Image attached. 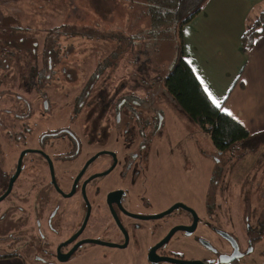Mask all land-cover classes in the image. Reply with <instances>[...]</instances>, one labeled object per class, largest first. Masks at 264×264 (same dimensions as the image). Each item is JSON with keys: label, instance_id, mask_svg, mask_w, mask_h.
<instances>
[{"label": "flooded vegetation", "instance_id": "af4514ba", "mask_svg": "<svg viewBox=\"0 0 264 264\" xmlns=\"http://www.w3.org/2000/svg\"><path fill=\"white\" fill-rule=\"evenodd\" d=\"M46 33L37 52V34L7 39L0 31V247L8 248L0 249V258L22 264H264V193L254 194V207L242 197L244 189L237 196L225 190L234 159L216 156L221 168L211 174L214 189L208 170V190L198 205L191 200L198 184L193 171L184 199L170 201V191L164 201L172 185L169 168L179 173L175 160L163 159L164 142L173 138L165 112L174 108L173 98L161 87L149 94L146 85L148 94L134 95L132 81L111 87L103 81L91 86L92 95L85 87L70 97L73 91L65 89L73 69L62 62L69 48L57 55L53 32ZM52 80L60 83L55 98L46 90ZM13 82L28 93L8 90ZM257 157L247 175L264 164Z\"/></svg>", "mask_w": 264, "mask_h": 264}, {"label": "rangeland", "instance_id": "374dc122", "mask_svg": "<svg viewBox=\"0 0 264 264\" xmlns=\"http://www.w3.org/2000/svg\"><path fill=\"white\" fill-rule=\"evenodd\" d=\"M208 3L209 0L205 6ZM144 9L146 10V6L142 0H0V31L8 36L7 39H20L19 35L24 37L37 34V52L42 51L47 37L46 32H53L49 37L50 46L55 45L57 55H65L64 51L69 48L62 62L73 69L72 80L67 81L65 89L73 91L70 97L79 95L85 87L91 91V86L94 84L98 86L103 81L112 82L110 87L119 84V81H132L135 87L134 95H146L147 90L142 85H149L142 81L154 79L156 84L162 83L174 58L178 38L173 37V28L159 26L158 23L152 24L151 21L149 23V15ZM14 31H23L27 34L10 36ZM210 49L211 43L209 51ZM242 62L240 57L237 68ZM41 63L44 64V55ZM52 81V86L46 90L55 98L59 96V93L55 92L56 86L60 83L58 80ZM159 85L152 87L154 93ZM8 90L28 93L23 84L16 85L14 82ZM174 108L172 109L170 105L165 108L169 116L167 126L172 129L170 134L173 138H168L164 142L163 159L164 162L172 160L173 163L175 160L177 166L175 171L179 173L173 176V169L169 168L172 177L171 181H168L172 185L165 190L167 193L162 197L164 201H168L170 198L168 193L172 191L170 201L175 198L184 199L186 192L184 182L193 171L198 184L197 193L191 200L198 205L205 196L203 193L207 182L203 177L208 178L207 165L209 190L214 189H210V177L214 168L219 166L216 164L217 154L210 136L197 131L187 115L179 114L177 108ZM158 140L155 139L154 144L159 145ZM173 143L177 145L173 146ZM258 151L264 152V148L261 147ZM236 154L241 156L243 152L238 151ZM245 154L242 158H235L234 163L237 164L228 176L232 185L225 190H230L237 196L244 189L242 197L249 196L255 207L258 202L254 194L264 193V164L257 165L247 175L257 156ZM224 159H230V154ZM259 159L260 157H257V160ZM244 178L251 183L244 185ZM227 200L231 204L238 201L234 198ZM263 203L264 199L260 204ZM233 215L238 219L236 213ZM3 249L8 250L7 247Z\"/></svg>", "mask_w": 264, "mask_h": 264}, {"label": "crops", "instance_id": "0c3cea01", "mask_svg": "<svg viewBox=\"0 0 264 264\" xmlns=\"http://www.w3.org/2000/svg\"><path fill=\"white\" fill-rule=\"evenodd\" d=\"M263 12L264 0H209L203 12L183 26L179 37L184 59L198 81L202 79L222 111L231 113L250 133L264 130V33L248 35ZM251 38V47L246 49ZM240 57L243 62L237 68ZM142 82L149 85V94L159 85L154 79ZM159 87L171 100L163 81ZM174 105L179 114H185ZM0 264L22 263L7 257L0 258Z\"/></svg>", "mask_w": 264, "mask_h": 264}, {"label": "trees", "instance_id": "16d2710c", "mask_svg": "<svg viewBox=\"0 0 264 264\" xmlns=\"http://www.w3.org/2000/svg\"><path fill=\"white\" fill-rule=\"evenodd\" d=\"M208 0H142L149 15V23L173 28V37L178 38L172 63L163 79L165 93L173 98L176 106L198 126L202 133L210 136L216 154L230 161L247 154H257L264 161V130L250 133L238 121L221 107L211 102L190 65L184 59L181 30L204 9ZM251 30V29H250ZM264 33V12L255 23V29L249 31V37ZM252 39L246 41V49L251 47ZM238 151L243 152L240 156ZM216 155V156H217ZM215 156V157H216ZM238 161V159H237ZM239 162V161H238ZM213 177V175H212ZM211 177V182H212Z\"/></svg>", "mask_w": 264, "mask_h": 264}, {"label": "snow or ice", "instance_id": "6c2138e0", "mask_svg": "<svg viewBox=\"0 0 264 264\" xmlns=\"http://www.w3.org/2000/svg\"><path fill=\"white\" fill-rule=\"evenodd\" d=\"M198 78H199V77H198ZM200 83H201V85L204 86V91L207 93V95H208L209 99L211 100V102H212L213 104H215L216 107L219 108V107H220L219 103H217V101H216V99L213 97L212 93L209 92L208 87L204 84V81H203L202 79L200 80ZM229 115H231V113H229Z\"/></svg>", "mask_w": 264, "mask_h": 264}, {"label": "water", "instance_id": "95a60500", "mask_svg": "<svg viewBox=\"0 0 264 264\" xmlns=\"http://www.w3.org/2000/svg\"><path fill=\"white\" fill-rule=\"evenodd\" d=\"M179 230V229H178Z\"/></svg>", "mask_w": 264, "mask_h": 264}]
</instances>
